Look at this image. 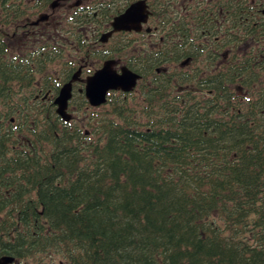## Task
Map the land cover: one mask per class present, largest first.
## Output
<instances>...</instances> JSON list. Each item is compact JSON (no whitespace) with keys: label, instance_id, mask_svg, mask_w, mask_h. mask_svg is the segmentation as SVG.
Here are the masks:
<instances>
[{"label":"trees","instance_id":"1","mask_svg":"<svg viewBox=\"0 0 264 264\" xmlns=\"http://www.w3.org/2000/svg\"><path fill=\"white\" fill-rule=\"evenodd\" d=\"M102 108L69 124L53 113L51 141L45 131L36 154L0 166L22 191L6 228L38 240L21 243L27 264L49 249L50 264H264L258 111L181 112L167 94Z\"/></svg>","mask_w":264,"mask_h":264},{"label":"flooded vegetation","instance_id":"2","mask_svg":"<svg viewBox=\"0 0 264 264\" xmlns=\"http://www.w3.org/2000/svg\"><path fill=\"white\" fill-rule=\"evenodd\" d=\"M107 61L138 76L131 92L107 94L133 108L167 94L181 112L264 118V0H0V166L36 154L45 131L51 141L63 85L73 122L100 109L84 89ZM11 177L0 174V264H27L21 243L38 240L6 228L5 213L19 211L6 200L22 194Z\"/></svg>","mask_w":264,"mask_h":264},{"label":"water","instance_id":"3","mask_svg":"<svg viewBox=\"0 0 264 264\" xmlns=\"http://www.w3.org/2000/svg\"><path fill=\"white\" fill-rule=\"evenodd\" d=\"M112 61L105 62L100 69L86 79L84 94L91 107H99L107 102V94L112 91L129 93L136 85L138 76L126 69L117 73ZM75 80V77H73ZM71 99V82L63 85L55 99L56 113L64 121L69 122L71 115L67 112L68 102ZM10 263L6 261L4 264Z\"/></svg>","mask_w":264,"mask_h":264},{"label":"rangeland","instance_id":"4","mask_svg":"<svg viewBox=\"0 0 264 264\" xmlns=\"http://www.w3.org/2000/svg\"><path fill=\"white\" fill-rule=\"evenodd\" d=\"M105 110H106L105 108H100V109H97L95 111H89V112H84V113L78 114L77 117L80 118L81 120H83L85 118L90 119L91 117H96V116L99 118V117H103ZM93 115H96V116H93ZM73 116H74V113H73Z\"/></svg>","mask_w":264,"mask_h":264}]
</instances>
